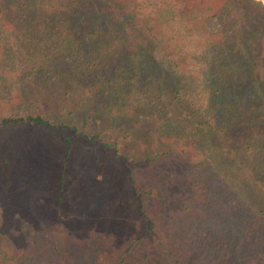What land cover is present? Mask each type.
Instances as JSON below:
<instances>
[{"label": "trees", "instance_id": "obj_1", "mask_svg": "<svg viewBox=\"0 0 264 264\" xmlns=\"http://www.w3.org/2000/svg\"><path fill=\"white\" fill-rule=\"evenodd\" d=\"M185 1L125 0L121 6L115 0H0V103L5 106L0 128L63 129L67 124L36 96L25 94L37 81L73 98L84 122L106 114L110 127L128 123V177L146 235L125 251L138 253L146 238L166 258L172 253L155 232L131 164L144 166L152 139L154 155L166 148L165 139L179 140L185 150L198 152L201 168L181 162L174 178L205 200H216L212 207L220 213L210 230L218 244L211 251L216 264H264V223H259L260 231L251 229L248 223L257 211L247 198L236 191L232 196V189L222 186L250 158L256 163L254 175L264 180V78L252 73L258 60L252 45L255 34L264 35V23L249 26L250 35H241L242 27L236 26L219 42L213 35L228 8L211 14L205 0H192L194 22L188 11L179 15ZM219 1L231 6L241 24L245 19L263 21L264 0ZM240 126L250 151L242 153L245 158L217 143ZM73 128L83 133L76 124ZM110 152L119 156L116 148ZM166 177L171 178L168 172ZM257 179L247 182L248 191L257 204H264ZM259 214L264 216V208ZM125 262L123 254L119 263Z\"/></svg>", "mask_w": 264, "mask_h": 264}, {"label": "rangeland", "instance_id": "obj_2", "mask_svg": "<svg viewBox=\"0 0 264 264\" xmlns=\"http://www.w3.org/2000/svg\"><path fill=\"white\" fill-rule=\"evenodd\" d=\"M191 1L183 3L179 15H186L188 11L193 16ZM215 1L205 0L212 8L211 14L222 13L224 6L228 8L213 35L219 42L227 39L236 26L242 27L241 35H246L251 34L252 26L264 23L263 16L260 23L245 19L241 24L240 16L232 12L231 6ZM115 2L125 6V0ZM192 18L197 22L195 16ZM252 49L258 56L253 76L264 78L263 32L255 34ZM24 92L36 96L43 106L68 121L63 129L33 125L0 128V264H120L123 254H126L124 264H216L211 251L218 244L210 237L211 224L218 222L220 216L212 207L216 200H208V196L205 200L174 178L181 162L201 168L198 152L185 150L179 140L168 138L166 148L154 155L157 148L152 139L146 148L149 151L144 157V166L142 162L137 167L131 164L155 232L172 256H162L146 238L138 245V253H127L125 249L130 243L146 235L137 212L138 197L128 177L131 140L128 123L110 127L106 114L84 122L85 117L80 115L82 109L77 108L73 98L60 95L56 87L43 81H37ZM4 108L0 103V113ZM74 124L83 133L76 131ZM241 128L237 133L227 132L217 143L228 145L245 158L242 153L250 151L240 137ZM189 145L201 148L195 143ZM112 147L119 151L118 157L111 154ZM213 150L220 152L216 146ZM240 164L246 165L245 173L243 170L232 173L233 179H226L222 186L232 189V196L236 191L240 197L247 198L257 211L248 226L260 231L259 223H264V216L259 213L264 204H257L258 199L248 191L252 189L247 183L250 180L254 184L257 179L253 168L256 163L250 158ZM166 172L171 176L169 180ZM257 183L264 191V180L257 179ZM218 197L223 198L219 193ZM82 253L86 254V260Z\"/></svg>", "mask_w": 264, "mask_h": 264}]
</instances>
